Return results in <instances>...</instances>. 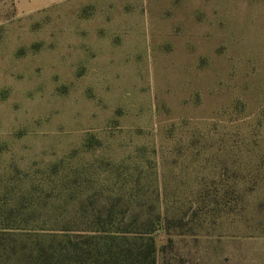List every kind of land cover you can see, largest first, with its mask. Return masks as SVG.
<instances>
[{
    "label": "rangeland",
    "instance_id": "obj_1",
    "mask_svg": "<svg viewBox=\"0 0 264 264\" xmlns=\"http://www.w3.org/2000/svg\"><path fill=\"white\" fill-rule=\"evenodd\" d=\"M149 237L264 264V0H0V264H148Z\"/></svg>",
    "mask_w": 264,
    "mask_h": 264
},
{
    "label": "trees",
    "instance_id": "obj_2",
    "mask_svg": "<svg viewBox=\"0 0 264 264\" xmlns=\"http://www.w3.org/2000/svg\"><path fill=\"white\" fill-rule=\"evenodd\" d=\"M171 210H169V207L166 208V214L164 216L159 215V218L157 219L158 223H162L164 224V230L166 232V234H168L170 237L173 236L174 233H185V232H189V234H192V228L196 227L191 225V223L189 222L190 219H186V218H179L177 220V218H173L171 215ZM177 221V222H176ZM189 228V231H185V228ZM106 233V232H105ZM104 236H100V237H95V239L98 241V244L100 246V244H103V246L107 247V248H111V249H115V250H121L125 248V244L129 245V243H126L127 236H120L119 234H115V233H106L103 234ZM146 250V259H150V262L148 264H155V260H154V253H156L157 249H156V245L154 243V240L152 237H149L148 241L144 242ZM115 246V247H114ZM104 248V249H107Z\"/></svg>",
    "mask_w": 264,
    "mask_h": 264
}]
</instances>
